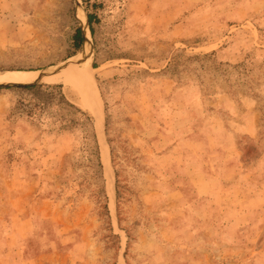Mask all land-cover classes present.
Instances as JSON below:
<instances>
[{"label":"rangeland","instance_id":"rangeland-1","mask_svg":"<svg viewBox=\"0 0 264 264\" xmlns=\"http://www.w3.org/2000/svg\"><path fill=\"white\" fill-rule=\"evenodd\" d=\"M85 54L113 197L74 88L0 83V264H264V0H0V71Z\"/></svg>","mask_w":264,"mask_h":264},{"label":"bare ground","instance_id":"bare-ground-1","mask_svg":"<svg viewBox=\"0 0 264 264\" xmlns=\"http://www.w3.org/2000/svg\"><path fill=\"white\" fill-rule=\"evenodd\" d=\"M80 11L81 9L78 8ZM78 13V12H77ZM80 13V12H79ZM83 14V10H82ZM79 14V15H82ZM78 15V14H77ZM78 15V16H79ZM77 16V17H78ZM80 17V16H79ZM82 22L85 21V15L80 17ZM87 35V34H86ZM88 36V35H87ZM83 54V53H82ZM84 56H71L67 58L60 66L48 69L45 72L40 71H0V83H17L26 84L36 81L40 78L46 81L59 80L74 88L81 96L83 105L89 108L94 117V125L98 135L99 147L101 152V161L103 164L105 177L107 179V192L113 197L112 172L108 156V148L104 141L100 125L102 124L101 117V99L94 85L91 72L85 65ZM69 64V65H68ZM74 64V65H73ZM68 65L66 68H64ZM86 66V67H85ZM59 72L58 69L62 68ZM94 69V68H93ZM43 81V80H42ZM98 110V111H97Z\"/></svg>","mask_w":264,"mask_h":264},{"label":"trees","instance_id":"trees-1","mask_svg":"<svg viewBox=\"0 0 264 264\" xmlns=\"http://www.w3.org/2000/svg\"><path fill=\"white\" fill-rule=\"evenodd\" d=\"M87 21H88V24H89L90 31L93 34V26H92V24H93L94 21H96L95 15H93L91 13H88L87 14ZM83 39H84L83 31H82V29L80 27H77L76 30H75V33L73 35V48H74V51H77V50H79L81 48V44H82ZM43 86H45V88L47 89V92L51 96L56 97V95L58 93H56L55 90L60 87V84H37L35 82L24 84V87L25 88H29V89L34 88V87L40 88V87H43ZM60 95H61V93H60ZM77 111L81 114L80 119H77V121L82 120V122H84L85 120H88V121L91 120V117L85 111H83V110H81L79 108H77ZM96 160H97V166L101 167V163H100L98 155L96 157ZM102 195H103V197H105L104 193ZM103 208L106 211V214H108V210H107L106 204L103 206Z\"/></svg>","mask_w":264,"mask_h":264},{"label":"water","instance_id":"water-1","mask_svg":"<svg viewBox=\"0 0 264 264\" xmlns=\"http://www.w3.org/2000/svg\"><path fill=\"white\" fill-rule=\"evenodd\" d=\"M84 40L86 41L87 40V35H84ZM33 83V82H32ZM6 84H9V83H6ZM26 84H28V83H26ZM0 85H2V84H0Z\"/></svg>","mask_w":264,"mask_h":264}]
</instances>
